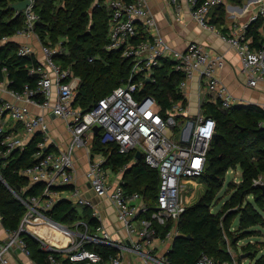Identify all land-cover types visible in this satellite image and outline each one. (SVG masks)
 <instances>
[{
    "label": "built area",
    "instance_id": "built-area-1",
    "mask_svg": "<svg viewBox=\"0 0 264 264\" xmlns=\"http://www.w3.org/2000/svg\"><path fill=\"white\" fill-rule=\"evenodd\" d=\"M224 1L205 0L194 8L196 0H190L194 19L202 27L215 30L216 25L210 21V13ZM34 6L35 0H32V4L23 11L24 26L11 36L1 37L0 46L16 36L27 39L36 37L41 41L36 31L40 15ZM95 6L109 10L106 50L120 52L121 57L132 65L124 84L101 98L91 109L82 110L74 105L80 77L70 67L62 68L54 58L56 54L66 51L60 44L51 46L43 42L41 50L44 58L40 61L41 65L31 70L40 77L36 88L27 85L23 91L12 90L7 88L10 82L8 78L2 81L7 82L5 89L12 96V99L1 100L0 104L3 155L23 150L38 133L42 134L43 139L37 145V162L20 170L30 185H42L41 192L26 197L17 194L27 210L18 229L8 231L7 237L0 239V264H18V257H31V249L24 234L37 238L41 249L59 252V258L52 254L49 256L50 264H60L63 259L74 263L105 264L102 254L87 245L121 247L103 226L100 210L83 196L76 185L75 153L80 148L89 151V166L85 176L91 188L98 196L110 197L118 219L134 236L127 248L138 253L144 264H170L167 254L156 252L154 241L158 236L154 223L165 225L168 221L173 222L172 229L162 238L163 241H172L178 235V223L190 206V198L194 196V189L189 184L200 179L205 171L217 123L203 112L202 106L195 116H190L188 103L183 101L173 103L164 114L156 98L143 93L145 82H156L155 71L161 67L164 59H172L176 61L175 69L184 74L179 84L182 93L189 81L197 77L212 95L214 103L220 102L226 109L240 104L218 76V71L226 63L225 55L212 53L195 41L188 43L183 51L175 49L161 35L147 0H96ZM258 18L264 19V3L253 20ZM223 38L237 50L247 85L256 87L260 81H264V48L253 45L254 40L247 33V26H235ZM34 52V46L29 41L19 45L20 55H35ZM32 106L48 109L67 123L70 141L66 147H54L56 143L50 134L48 116L35 112ZM259 107L264 111V103L259 104ZM18 125L22 126L25 136L17 131ZM95 126L100 128L98 133L101 132L103 143L116 142L118 152L122 154L132 151L137 154L140 151L145 163L159 171V192L153 211L141 193L128 192L124 186L122 175L136 162V155L118 170L117 179H113L114 170L106 165L107 158L102 153L91 152L97 134ZM169 129L173 130L171 134ZM262 183V177L254 180L255 186ZM68 186L72 188H65ZM26 190L24 188L21 191ZM64 193L71 201L92 209L98 225L94 227L88 222H80L76 226H69L53 220L49 212ZM136 221H140V229L136 228ZM41 228L49 230L53 239H57L59 234L66 242L56 240L52 243L49 234L39 231ZM229 251L232 255L230 261H217L203 254L196 264H240L231 248ZM109 260L111 264H124L121 254L111 256Z\"/></svg>",
    "mask_w": 264,
    "mask_h": 264
},
{
    "label": "trees",
    "instance_id": "trees-1",
    "mask_svg": "<svg viewBox=\"0 0 264 264\" xmlns=\"http://www.w3.org/2000/svg\"><path fill=\"white\" fill-rule=\"evenodd\" d=\"M19 1L22 0H0V38L13 35L24 26V13L11 8L13 3ZM95 1L35 0L34 6L40 15L36 31L42 42L51 46L60 44L69 51L68 54H56L54 58L62 68L70 67L80 77L74 105L84 111L91 109L101 98L124 84L132 67L130 61L121 57L120 52L106 50L109 10L95 6ZM204 1L196 0L194 8ZM229 1L240 4L243 0ZM215 8L218 17H214L211 22L219 26L223 23L224 5ZM261 27L264 28L262 18L247 26V33L254 40L253 45L259 48L264 47ZM18 49L19 45L14 41L0 46V81L8 78V87L17 91H23L27 85L36 88L40 77L31 70L41 65V62L35 55H20ZM91 58L94 60L90 61ZM175 63L172 59H164L161 67L155 71L156 82H145L143 88L144 94H151L156 98L164 114L175 102L187 103L179 88L184 74L175 69ZM202 110L217 123L216 135L212 138L205 171L201 177L207 184V191L181 216L178 236L167 253L170 264H196L203 254H208L217 261H230L232 255L224 230H229L231 221L239 215V231L255 235V231L250 228L264 220V190L254 185L255 179H264V111L254 104H238L226 109L220 102L208 101L203 102ZM42 139V134L38 133L23 150H16L5 156L0 138V213L7 231L18 229L27 210L17 194L26 197L41 192L42 185H30L27 177L20 174V170L37 162V145ZM92 151L102 153L107 158L106 165L115 171L130 163L136 155L133 151L128 154L119 153L116 142L103 143L101 132L95 134ZM236 168L242 170V181L230 184L235 191L226 203L227 211L213 212V201L224 186L227 172ZM124 180L127 191L141 193L153 211L159 192V171L148 166L142 156L125 171ZM24 188L27 190L22 192ZM248 196H253L254 201H249ZM85 209L92 212L89 207ZM91 212L87 214V222L96 227L98 221ZM49 215L57 222L68 224L77 218V211L73 202L66 199L59 202ZM154 224L156 235L160 238H165L173 227L172 221L165 225L157 222ZM43 229L42 232L45 233L46 230ZM244 234L245 232L241 237ZM24 238L29 243L31 257L38 264H50L51 254L59 258V252L41 249L33 236L24 234ZM232 240L235 242L236 237H232ZM87 247L102 254L105 261L118 254V249L109 245L88 244ZM239 263L243 264L242 260ZM60 264L84 263L63 259ZM256 264H264V259H258Z\"/></svg>",
    "mask_w": 264,
    "mask_h": 264
},
{
    "label": "crops",
    "instance_id": "crops-1",
    "mask_svg": "<svg viewBox=\"0 0 264 264\" xmlns=\"http://www.w3.org/2000/svg\"><path fill=\"white\" fill-rule=\"evenodd\" d=\"M147 2L151 12L153 13L161 35L175 49L183 51L186 49L188 43L195 41L202 44L208 51L212 53L224 54L226 57V63L218 71V76L222 83L229 89L231 94L240 101V104H254L259 106V104L264 103V81H260L256 87H250L247 85L246 79L241 72L242 62L237 50L223 38V35H228L232 31L233 27L238 25L248 26L250 23L254 22L253 17L257 14L260 5L264 3V0H243L240 4L225 0L223 3V23H221L219 26L215 24V30L202 27L194 19L190 0H147ZM216 13L217 8H213L210 13V21H212L214 17H218ZM260 31L264 34L263 27L260 28ZM12 41L16 42L18 45L28 41L31 42V44L34 46L35 56L40 61L43 60L44 55L41 50L42 40L40 41L36 37L27 39L23 36H16L12 39ZM2 81H0V99H12L10 92L5 89V85H7L5 83L7 82L5 81L2 83ZM183 93L187 98L190 116L196 115L203 102H213L211 99L212 95L204 86L201 85V81L197 77L189 81L188 86L184 89ZM32 109L37 113L48 116L51 132L53 134L52 137L56 143L54 147H66L70 141V133L67 129V123L63 119L56 117L48 109L33 106ZM17 128L18 130H16L19 132V134L25 136L22 126L18 125ZM75 155L77 165L75 172L76 185L82 191L83 196L91 200L102 213L103 226L111 234L112 239L121 245V247L116 248L118 249V254L123 256L124 264H144L138 253H134L127 248V246H130V240L134 236L128 233L124 224L118 219L116 208L110 197L98 196L86 179L85 173L89 166V151L86 148H80L76 151ZM110 169L112 168L110 167ZM124 173L123 175L120 174L123 176V178ZM118 176V171L114 170L112 172V178L117 179ZM191 184H189V186H191L195 192V189L199 184L198 180L193 181ZM66 199L70 200L66 198L64 193L62 199L59 202H62ZM72 202L76 208L77 216H79L76 224L80 222H87V214H90L91 211L88 209L86 211L85 206H83L82 210L80 211L78 208L79 204L75 203L74 201ZM135 226L137 229H140V221H136ZM7 233L8 231L0 219V239H5L7 237ZM174 239L172 241H163V239L158 236L154 241L156 252L158 254H167L172 248ZM109 259L105 261V264H111ZM18 260V264H38L33 258L20 256L18 257Z\"/></svg>",
    "mask_w": 264,
    "mask_h": 264
},
{
    "label": "rangeland",
    "instance_id": "rangeland-1",
    "mask_svg": "<svg viewBox=\"0 0 264 264\" xmlns=\"http://www.w3.org/2000/svg\"><path fill=\"white\" fill-rule=\"evenodd\" d=\"M64 51L68 54V50L63 47ZM50 134L51 126H49ZM173 132L172 129H169V134ZM178 136V135H177ZM242 179V170L241 168L231 169L226 174L225 183L223 188L217 193L211 210L213 212H218L226 209V203L230 200L232 194L234 193V188L230 186L231 183H237ZM199 184L196 187V191L194 192V196L190 198L189 205H193L200 200V198L207 191V184L203 181V179H198ZM249 201H254L253 196H248ZM78 204V203H77ZM86 207V206H85ZM80 211L83 208V205H78ZM237 209V208H234ZM80 213V212H79ZM264 218V213H262ZM79 216L72 223H68L69 226H76ZM48 233V230L45 229ZM250 230L255 231V235L251 233H247L246 231H239V215H237L232 221L229 227V230H224L225 240L227 242L228 247L239 256V260H242L243 264H256L258 259H264V220L261 221L258 225H255L250 228ZM244 237H241L242 233H244ZM246 235V236H245ZM59 236V235H58ZM232 237H236V241L233 242ZM37 240V238H35ZM53 241V237L50 238V241ZM38 241V240H37ZM39 242V241H38ZM39 246L41 247V243L39 242ZM246 255V257L240 258V256ZM32 258V257H30Z\"/></svg>",
    "mask_w": 264,
    "mask_h": 264
},
{
    "label": "water",
    "instance_id": "water-1",
    "mask_svg": "<svg viewBox=\"0 0 264 264\" xmlns=\"http://www.w3.org/2000/svg\"><path fill=\"white\" fill-rule=\"evenodd\" d=\"M32 4V0H22L19 1L17 3H13L11 8L17 12H23L28 6H30ZM55 115V114H54ZM100 130V128L98 126L94 127V131L96 133H98ZM216 135V132L215 134ZM142 157V153L140 151L137 152L136 154V158L140 159ZM259 187H261L264 190V183H262L261 185H259ZM246 255H242V258H245Z\"/></svg>",
    "mask_w": 264,
    "mask_h": 264
},
{
    "label": "bare ground",
    "instance_id": "bare-ground-1",
    "mask_svg": "<svg viewBox=\"0 0 264 264\" xmlns=\"http://www.w3.org/2000/svg\"><path fill=\"white\" fill-rule=\"evenodd\" d=\"M44 229L43 228H41V230H39V231H43ZM45 234H49V237L51 238L52 237V235H50V233H47V232H45ZM56 238L57 239H54L53 241L51 240V242L52 243H54V242H56V240H60L61 242H66V239L65 238H63V237H61V236H56Z\"/></svg>",
    "mask_w": 264,
    "mask_h": 264
}]
</instances>
